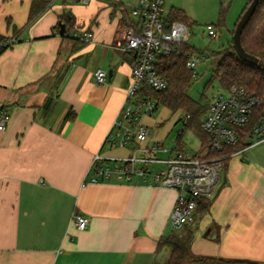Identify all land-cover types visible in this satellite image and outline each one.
Here are the masks:
<instances>
[{
  "label": "crops",
  "instance_id": "0c3cea01",
  "mask_svg": "<svg viewBox=\"0 0 264 264\" xmlns=\"http://www.w3.org/2000/svg\"><path fill=\"white\" fill-rule=\"evenodd\" d=\"M138 1L54 0L28 23L31 0H0V36L16 41L0 54V110L10 115L0 131V264H165L170 246L158 243L187 233L194 256L264 264V141L229 158L206 211L179 231L169 225L177 191L150 175L90 181L95 156L113 167L163 147L146 116L145 141L105 144L131 85L133 57L119 35ZM66 12L74 21L60 35ZM75 214L86 229L75 228Z\"/></svg>",
  "mask_w": 264,
  "mask_h": 264
},
{
  "label": "built area",
  "instance_id": "2783aa9c",
  "mask_svg": "<svg viewBox=\"0 0 264 264\" xmlns=\"http://www.w3.org/2000/svg\"><path fill=\"white\" fill-rule=\"evenodd\" d=\"M88 0H82L86 3ZM167 13L163 10V0H139L131 10L135 22L125 26L119 35L121 50L132 55L131 85L126 92L124 105L120 115L114 121L112 129L105 141L109 147H125L133 141L143 142L148 136L147 128L142 124V118L156 112L158 106L153 100L138 97L143 87L156 91L166 89V82L157 74L153 63L157 55H170L176 52V46L189 41L190 31L185 24L174 21L166 23ZM207 36L216 38L214 27H206ZM92 34L83 33L79 36L82 42L90 41ZM14 38L0 42V50L9 48L15 43ZM204 55L192 54L186 62V69L194 68L203 60ZM106 72L97 70L94 82L104 83ZM259 101L249 95L244 89L232 87L222 90L211 100L207 111L201 118L199 127L206 136L204 148L195 154L177 150L170 152L154 143L145 157H129L118 161L113 167L98 165L101 161L95 156L89 177L91 182H98L115 177L129 181L132 176L144 177L150 175L155 184L177 191V197L169 217L172 231H179L185 225L194 222V211L198 199H210L218 188L225 160L240 153L243 149L264 141V110L260 122L251 130L247 146L241 150L229 153L230 148L237 146L240 140V130L251 122L252 115ZM188 116L183 124H186ZM10 115L0 110V131L5 130ZM157 152L170 155L159 158ZM213 154H216L212 156ZM152 166L159 169L153 171ZM75 228L79 231L87 228L89 220L75 214Z\"/></svg>",
  "mask_w": 264,
  "mask_h": 264
},
{
  "label": "trees",
  "instance_id": "16d2710c",
  "mask_svg": "<svg viewBox=\"0 0 264 264\" xmlns=\"http://www.w3.org/2000/svg\"><path fill=\"white\" fill-rule=\"evenodd\" d=\"M53 1L54 0H31L28 23L34 21L43 14ZM59 1L63 4H67L68 2H82V0ZM251 2L252 0L247 1L236 20L234 28L230 33L231 41L228 46L222 52L213 55V58H216L217 62L213 70L212 81H217L222 90H228L232 87L244 89L249 95L254 96L259 101V105L253 112L250 124L245 129L240 130V140L236 147L229 149V153L241 150L247 146L249 133L260 122L262 110H264V70L239 59L232 48V35L236 24ZM59 20L60 23L65 24L67 28V26H70L74 21V17L69 12H66L60 16ZM165 21L166 23L178 21L185 24L187 27H192L194 25L182 10L175 8L169 10L165 17ZM222 25H224V11L221 12L219 25H212V27L218 29ZM5 40V37L0 36V42ZM240 42L245 53L264 62V0H259L252 18L241 33ZM4 50H6V48L1 49L0 54ZM201 53L202 52H198L190 47L188 42H185L176 46L175 53L170 55H157L153 67L157 74L166 82V89L163 91H156L145 86L138 95L141 99L153 100L157 106L161 105L172 113L178 110H184L186 113L185 117H189L184 126L191 128L200 138L202 142L200 150L204 148L206 136L200 130L199 123L207 111L209 104L205 107H199L188 96L187 90L195 74L194 71L186 69L185 65L190 55H203ZM183 148L184 145L181 143L179 137L176 149L183 151ZM214 155L216 154L212 156ZM228 160L229 158L225 160V167ZM208 205L209 202L207 199H198L194 214H202L206 211ZM190 241V233L182 236L173 235L169 238L162 239L158 243L159 247L164 245L170 246V254L165 264H260L244 260H223L213 257L194 256L189 249Z\"/></svg>",
  "mask_w": 264,
  "mask_h": 264
},
{
  "label": "rangeland",
  "instance_id": "374dc122",
  "mask_svg": "<svg viewBox=\"0 0 264 264\" xmlns=\"http://www.w3.org/2000/svg\"><path fill=\"white\" fill-rule=\"evenodd\" d=\"M166 9H180L194 23L189 27L190 38L188 45L204 55L194 68L195 76L192 77L188 87V96L199 107L210 104L217 93L222 89L217 81H212L213 70L216 66L214 54L222 52L231 41V35L240 15L236 11L237 0H164ZM235 2V3H234ZM230 4V5H229ZM232 4V7H230ZM224 11V25L215 29L216 38L207 36V26L219 25L221 12ZM185 111L178 110L172 113L167 108L159 105L156 112L145 118V124L152 132L153 142H160L169 151L174 150L180 137L184 151L195 154L200 150L201 140L191 128L185 127ZM201 151V150H200ZM157 157H162L160 154Z\"/></svg>",
  "mask_w": 264,
  "mask_h": 264
},
{
  "label": "water",
  "instance_id": "95a60500",
  "mask_svg": "<svg viewBox=\"0 0 264 264\" xmlns=\"http://www.w3.org/2000/svg\"><path fill=\"white\" fill-rule=\"evenodd\" d=\"M258 3L259 0H252L248 8L244 11L240 19L238 20L232 35V48L239 59L250 65L256 66L264 70V62H261L258 58L250 56L247 53H245L240 42L241 33L243 29L246 27V25L249 23L250 19L252 18ZM58 25L60 28L59 34L63 35L65 32L64 25L62 23H59Z\"/></svg>",
  "mask_w": 264,
  "mask_h": 264
}]
</instances>
